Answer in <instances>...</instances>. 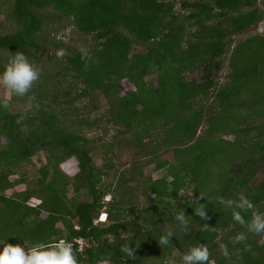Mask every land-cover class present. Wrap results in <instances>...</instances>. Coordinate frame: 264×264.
Here are the masks:
<instances>
[{
  "label": "trees",
  "instance_id": "1",
  "mask_svg": "<svg viewBox=\"0 0 264 264\" xmlns=\"http://www.w3.org/2000/svg\"><path fill=\"white\" fill-rule=\"evenodd\" d=\"M263 18L258 0H0V71L20 51L41 72L28 95L0 98V240L63 239L78 264H168L200 244L208 264H264V232L247 226L264 213V180L254 185L264 170V36L231 41ZM69 29L91 46L59 39ZM228 55L232 72L219 83ZM124 81L134 89L124 93ZM99 129L112 136L102 168L92 149L106 140L90 138ZM125 149L135 160L121 171ZM143 160L169 175L145 177ZM241 194L251 209L236 208ZM183 210L186 227L175 219ZM104 211L108 222L96 223Z\"/></svg>",
  "mask_w": 264,
  "mask_h": 264
},
{
  "label": "clouds",
  "instance_id": "2",
  "mask_svg": "<svg viewBox=\"0 0 264 264\" xmlns=\"http://www.w3.org/2000/svg\"><path fill=\"white\" fill-rule=\"evenodd\" d=\"M40 76L41 72L29 61L28 57L23 52L16 51L11 54L3 71H0V86L10 89L17 97H24L32 91L33 85L40 79ZM31 99L35 109L38 110L40 105L35 95ZM0 107L6 108L7 104H0ZM228 204L231 206L232 202L229 201ZM235 206L243 211L253 207L252 202L243 194L240 195ZM195 214L206 219V205L200 204ZM186 217L183 210L177 214L175 219L186 227ZM233 219L241 224L246 223L239 211L233 213ZM247 226L249 231L257 234L264 232V213H255L251 221L247 222ZM172 236L171 232L162 235L158 242L159 245H168ZM0 246H2L0 247V264H78L71 243L63 239L50 244L37 242L29 248H25L21 243L12 244L0 240ZM123 251L129 256H134L135 248L126 245ZM208 261L209 252L203 244L193 246L182 256V264H208Z\"/></svg>",
  "mask_w": 264,
  "mask_h": 264
},
{
  "label": "rangeland",
  "instance_id": "3",
  "mask_svg": "<svg viewBox=\"0 0 264 264\" xmlns=\"http://www.w3.org/2000/svg\"><path fill=\"white\" fill-rule=\"evenodd\" d=\"M258 6L264 10V0H258ZM179 9V8H178ZM2 19V18H1ZM257 35H261L264 36V18L262 19L261 22H259L257 25L249 28L248 30L244 31L243 33L240 34H236L235 36L231 37V41L236 45L242 41H245L246 39L252 37V36H257ZM74 30L69 29L67 31L62 32L59 35V39H63L64 41L68 42V41H72L74 39L75 40H79L78 43H82L85 45H89L91 46V41H90V37L87 36H74ZM231 60V55H228L226 57V59H224L223 63H222V71H220L219 73H214V77L213 79L216 81H220L219 83H225L228 80V77L230 75V73L232 72V66L230 63ZM47 66V65H46ZM156 78V77H155ZM189 79H193V80H197V82H199V84L205 82L203 81V79H201V76H198L197 73L195 74H190L188 75ZM148 82H152L153 78H148L147 79ZM123 85V90L124 93H127L128 91L133 90L134 88L132 87V85L128 82V81H124L122 83ZM13 93L11 92L10 89H7L3 86H0V98L2 99H6V100H12ZM212 97H215V93L212 94ZM102 106L104 107V105L102 104ZM93 117H95V114H93ZM207 128V125L205 124L202 128L201 133ZM101 137L100 139H105V142H102L103 140H99V143L94 144V141L96 140V138ZM104 137V130L103 129H99L95 134H91L90 138L93 141V151H92V157L94 162L97 164L98 167H104V163H105V156H104V150L102 149V146H107L109 147L108 144H110L111 141V137L109 136L108 138H103ZM230 138V137H229ZM228 138V139H229ZM233 139V137L231 138ZM103 144V145H102ZM99 147V148H98ZM101 147V148H100ZM124 156L122 159H120L118 167L122 170H124V168H129L131 164H133V160H135L133 158V156H131V152L128 149L124 150ZM167 161L169 162H173L174 163V158H173V153L170 154V156L167 157ZM34 163L41 168L42 166H44L47 163V158H46V154L44 152H40L35 158H34ZM73 163V164H72ZM72 163L68 164L67 168L73 169V170H77L78 168V164L79 162L74 159V161ZM142 168L144 170V175L145 177H152L155 180H160L163 179L164 177H166L167 175H169L167 172V170H163L160 172H156L155 171V164H147L146 161L142 163ZM264 168V167H263ZM17 179L16 177H12V180ZM172 180V179H171ZM264 180V170L258 175L257 179H255L254 181V185H258L261 181ZM25 186H20L16 189V191H23L25 190ZM13 192L10 191L9 195H11ZM194 192L193 190H185V192L183 193V195H186L187 197L190 198V200L192 201L194 199ZM73 195V189H70V196ZM152 195V193H151ZM109 198H111V196H109ZM181 198V197H180ZM182 202L184 201L183 199H181ZM143 202V201H142ZM148 206V204L146 205V207ZM145 208V207H144ZM144 212V211H143ZM128 215H129V221L130 222H135L137 221V214L136 211H134L133 209H128ZM172 227H175L174 225L169 224ZM60 228H63L62 225H59ZM169 227V226H168ZM171 230V228H170ZM229 231L226 232H222L221 233V238H228L229 236ZM177 241V240H176ZM264 243V240H262ZM154 255V254H152ZM157 255V254H156ZM184 255L183 251H179V252H174L172 256H165L166 260L165 263L167 262L168 264H182V256ZM164 258V259H165ZM169 258V260H168ZM153 259H156V262L160 263V261L156 258V256H153ZM155 263V262H154ZM104 264H109V263H104ZM211 264H215V262H211Z\"/></svg>",
  "mask_w": 264,
  "mask_h": 264
},
{
  "label": "built area",
  "instance_id": "4",
  "mask_svg": "<svg viewBox=\"0 0 264 264\" xmlns=\"http://www.w3.org/2000/svg\"><path fill=\"white\" fill-rule=\"evenodd\" d=\"M109 200V198H107V201ZM108 221V214L104 211L101 213L99 219L96 221V223H106ZM79 230V227L77 228ZM77 244L79 245V250L83 251L87 245L85 243L84 240H77Z\"/></svg>",
  "mask_w": 264,
  "mask_h": 264
}]
</instances>
